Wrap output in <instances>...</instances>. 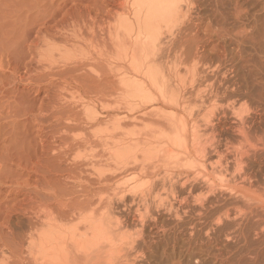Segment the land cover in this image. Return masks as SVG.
<instances>
[{
	"label": "rangeland",
	"instance_id": "rangeland-1",
	"mask_svg": "<svg viewBox=\"0 0 264 264\" xmlns=\"http://www.w3.org/2000/svg\"><path fill=\"white\" fill-rule=\"evenodd\" d=\"M137 1L0 0V264H34L51 220L81 232L101 215L99 260L264 264V0H178L159 49ZM193 128L253 154L251 184L213 154L177 156L170 139L192 150ZM203 176L243 220L211 230L179 206L188 187L209 196Z\"/></svg>",
	"mask_w": 264,
	"mask_h": 264
},
{
	"label": "bare ground",
	"instance_id": "bare-ground-1",
	"mask_svg": "<svg viewBox=\"0 0 264 264\" xmlns=\"http://www.w3.org/2000/svg\"><path fill=\"white\" fill-rule=\"evenodd\" d=\"M183 2L184 4H186L185 7L189 5V0H184ZM135 4L137 5L139 10L138 18L142 33L144 34L145 38H147L148 43L151 46L159 49L160 46L163 45L161 37L164 34L169 36L170 34L168 33L173 28H176L180 25L181 19L184 17V15L181 14L184 11L183 10L184 7L179 5L178 0H138L136 3H134V5ZM163 29L164 31H162ZM164 38L166 39L167 37ZM241 120L242 119H240L239 121ZM240 124L242 127L243 122H240L239 125ZM194 129L196 128H193V130ZM242 129L243 127L240 128V132H242ZM195 133L196 132L194 130L192 134L193 137L192 150L188 149V147L186 146V142L185 144H182L181 141L183 137L181 138L179 134L176 133L174 139L169 138L170 140L177 141V143L176 142L174 143L173 141L169 142L171 143L170 144L171 146L173 144L175 145V147H177L180 150V152L175 153L177 156L181 155L182 157L186 158L187 155L189 157L190 151H192L197 155L196 157H200L199 159H201V158H205L207 155L209 156V154L210 155L213 154L216 156L217 159L215 161V164H213L214 169L216 170L219 169L220 172H222L227 168L228 164H230L231 166H233L235 171L242 172L241 181L245 185L251 184L252 172L249 173L246 168L250 159L251 158L253 159V154H250V152L244 151L242 149L240 150L234 149L227 143L224 144L223 152H219L218 147L221 144L220 141L215 142V140H210V141L204 140V142H202L199 141L198 138H196ZM183 140L185 141L184 138ZM180 142L181 144H179ZM175 147H173V149ZM177 148L175 149L177 150ZM111 153L112 154H110L109 151L110 157L112 156L116 158L118 157L117 156L118 154L117 155L113 154V151ZM244 169L245 171H243ZM222 177L223 176H221L220 178ZM202 179H204L203 184L207 186L209 190V194H208L209 196L201 195V196L193 197L191 187H188L186 189L187 194L185 195V197H183L180 200L179 206H181L180 204L182 203H186L188 199L192 198V201L195 204H197L198 216L203 217L205 219L210 218L208 220L210 223L208 227L211 230L221 228L220 224L223 222V220H226L230 217L231 211L233 214V219H235V217L238 216H239L238 219L240 220L244 219L241 215V209L239 207L234 206L232 209H230L229 207L233 205H226V203L220 202L217 199L216 197V193H218L216 192L218 190L216 188L218 187L217 184H214L213 181L206 179L205 176H203ZM174 191H175L174 188H172L171 192ZM106 217L107 215H101V217L97 219L95 218L85 219L83 223L84 229L81 232L79 231L80 229H78L77 227H73L71 230L67 231V229L62 226L54 225V223L51 220L50 221L51 229L48 231V233L40 237L37 245H33L32 242L30 244L29 253L31 255L32 261L34 262V264H131L130 260H127L126 258L121 259L122 257L119 259H110V258L105 259L104 257V260L102 259L99 260L100 258L99 259L96 258L97 255L100 254V251L104 248L105 245L112 247L111 241L113 237H110L112 226L109 221L105 223V219H107ZM116 223L117 226H122L120 222L116 221ZM133 242L134 241L132 240L126 245L130 246L133 244ZM110 255L108 257H110Z\"/></svg>",
	"mask_w": 264,
	"mask_h": 264
}]
</instances>
